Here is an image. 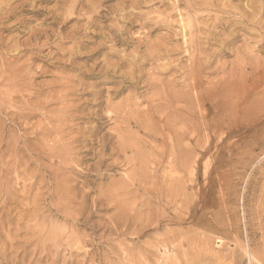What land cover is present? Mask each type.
<instances>
[{
    "label": "rangeland",
    "instance_id": "rangeland-1",
    "mask_svg": "<svg viewBox=\"0 0 264 264\" xmlns=\"http://www.w3.org/2000/svg\"><path fill=\"white\" fill-rule=\"evenodd\" d=\"M30 1L0 0V5L4 4L0 10V19H3L0 28L5 24L24 23L17 31L0 30L1 42L7 39L4 43L12 41L11 44L19 45L22 39L28 38L29 30L51 28L55 37L44 44V49L50 47L60 55L61 51H71L74 47L70 39H64L71 26L78 27L95 15L100 18H95L94 26L75 37L82 46L75 47L73 53L90 56L89 62L75 59L72 67L69 62L67 66L61 62L59 65L56 55L46 62L48 66L52 60L56 63L47 68L51 73L34 80L33 85H44V96L40 99L47 100L48 104L42 105L44 110L29 120V128L21 130L19 127L25 123L9 117L11 110H6L8 115L0 108V264H264V106L260 110L258 106L240 108L231 127L201 128L194 135L192 129H184L185 140L179 142L181 151L194 149L197 141L200 149L188 164L171 169L167 161L169 131L162 128L150 107L156 105L151 97L152 78L170 80L172 73L151 78L150 74L167 57L158 61H143L142 57L160 45V48H172L183 43L180 19L188 11L185 7L194 0H50L44 3L34 0L31 8L19 5V2L30 5ZM75 1L86 3L89 10L86 12L84 8L78 16L79 9L74 7L72 17L79 19L78 23L72 20L65 27L52 26L49 21L44 23L49 12L68 18L67 12ZM220 3L242 16L257 11L258 6L264 8V0H220ZM33 8L45 11L43 16L32 13ZM200 10H190L188 14ZM221 14L217 8L210 12L213 18ZM9 15L13 18L5 22L4 18ZM145 18L155 19L156 23L164 19L167 25L141 29ZM248 25L247 33L240 32L237 41L223 47L228 54H217L211 67L194 80H202L206 86L229 81L233 75L231 68L242 58L244 50L247 49L250 58L260 55L258 46L261 35L264 39V22L262 28L250 22ZM114 35L117 38L110 41ZM118 39L121 42L117 43ZM210 43L209 50L220 49L218 43ZM99 45L104 47L102 52ZM112 49L117 57L110 54ZM20 54L19 50L9 52L10 56L5 58H17ZM118 59L123 64L119 67L121 79L138 81L134 87H126L116 99L110 96L116 88L113 82L121 79L116 76L103 80L83 78L77 71L84 64L95 69L99 66L96 72L103 66L104 70L106 66L112 71ZM169 59H177L183 66L188 63L182 51ZM41 61L36 64H42ZM61 73L68 79H61ZM246 73L254 77L249 69ZM55 74L59 75L58 79L54 78ZM100 80V85L95 84ZM52 83L55 87L47 86ZM92 85L98 86L91 88ZM64 88L68 90L60 91ZM97 91L101 94L92 97ZM243 92L240 91L238 98L233 97L241 107L253 94L250 91L243 96ZM119 104L118 118L113 111ZM137 112L145 113V118L150 120L138 126L141 119L136 118ZM42 114L48 117L44 119ZM56 132L63 134L64 139L53 150L52 143L59 140ZM45 133L49 136H41ZM22 135L27 139H22ZM130 135L133 139H127ZM69 137L78 142L67 145ZM151 140L163 146L158 148L159 157L155 152L151 154L154 148ZM133 145L137 152L131 149ZM52 150L54 153L69 150L71 156L61 161L53 156ZM192 158L199 162L194 165Z\"/></svg>",
    "mask_w": 264,
    "mask_h": 264
},
{
    "label": "bare ground",
    "instance_id": "bare-ground-1",
    "mask_svg": "<svg viewBox=\"0 0 264 264\" xmlns=\"http://www.w3.org/2000/svg\"><path fill=\"white\" fill-rule=\"evenodd\" d=\"M48 1H50V0H37V2H41V3L48 2ZM24 2H22V3L19 2V5H20V7L25 9L27 7L31 8V5L34 4L36 1L31 0L30 5H29V3H24ZM27 2H29V1H27ZM19 5H17V6H19ZM3 7H4V4L0 5V10H2ZM74 7H76V8L78 7V9H79L78 10L79 11L78 16L80 15V12L84 10V8L86 9L85 10L86 12L89 11V10H87V4L86 3H82L81 1H75L71 5L69 11L67 12L68 18H61V16L57 13L49 12V15L44 17L43 21H44V23L49 21L52 26H60V27H65L72 20H75L76 23H78L80 20L79 19L76 20V19H74L75 17L74 18L72 17ZM185 8L188 9V11H190V10L193 11V10L198 9V8H201L202 10H200L198 13L195 12V13H193V15H190V16L188 14V11H186L185 15L183 14L184 16H181L180 22H181V33L183 34L182 35V42L183 43L180 44L179 46H175L172 48L171 47L166 48L165 46L163 48H160L161 45H160V47L157 45L159 48H156V49L154 48L155 50L153 52H150V53L145 52V56L142 57L143 61H158L160 59H165L167 57L165 63L158 64L157 67L155 68V70L153 71V74H150L151 78L156 74H163V73H169V72L172 73L171 74L172 77L170 80H162V79L160 80V79L152 78V80H154V85L151 86L152 87V96L151 97L153 98L154 101H156V105L154 108H152V106L150 105L152 111L158 117V120H159L158 122L162 124V128H166L169 131L168 139L167 138L166 139L168 140L167 141V143H168V160L167 161H169L168 163L170 165L169 166L170 169L175 168V167H179L182 165L185 166L186 164H188L191 161V157L195 155L194 152L200 149V142L197 141L196 145L194 146V149H191V150H189V149L185 150L184 149L183 152L181 151L180 146H179L181 144H179V142L181 143V141H183V139H184V136H185L184 135L185 134L184 129H186L187 131H188V129H192L194 131L193 132V135H194V133L197 134L201 128H203V129L212 128L213 129V128L218 127V126L231 127L233 124V118H234L236 112L240 108L241 109H245V108L253 109L255 106H258L259 110H260L264 106V57H263L264 39H263L262 35L260 36L259 46H258L259 47L258 51H259L260 55L259 56L255 55L253 58H250V54H248L247 49L244 50L242 58L240 60H237L231 68V73L233 74L231 77H229V79H231V80H229V81L223 80L221 82H215L214 85H208V86H206L205 85L206 83L203 82L202 80H199V81L194 80L195 76L199 75L202 71L209 69L211 67L213 60L215 59V56H217V54H221V53H224L225 55L228 54L225 50H223V47L226 45H231L232 43L237 41L241 36L240 32L247 33L249 22L252 24L253 23L256 24V26L258 28H262L263 22H264V10H263L264 8L261 7L259 9V6H258L257 11L252 12V14L250 13L247 16H242L239 14L236 15L235 12L227 10L226 5L221 4L220 0H209V1H202V2L201 1L197 2L194 0V2H192L190 5L186 6ZM215 8L220 10L222 12V14L220 16H216V18H213L210 15V12H211V10H213ZM119 10H121V9H119ZM11 11H13V10H11ZM112 11H113V8H112ZM117 11L118 10L116 9V11H114V13ZM28 12L31 13L32 10L28 11ZM42 12H45V11H42L40 9L35 11V9L33 8L32 13H34L36 15L43 16ZM0 13H1V11H0ZM95 16L89 17L83 24H81L78 27H75V26L70 27V31L68 32V35H70V36L67 35L64 39H70V41L73 42L72 44L74 45V47L73 48L71 47V49H70L71 51H67V52H63L57 48V50L59 52L61 51V53H62L60 55H58L57 51L52 52L50 47H46L47 49H44L46 43L50 39L55 37V32L52 31L51 28L41 29L40 27H37V29L29 30L28 32L30 34H29L28 38L25 40L22 39L21 43L18 40V42L20 43L19 45H17L16 43L11 44L12 41L10 42V44L4 43L7 41L6 38H5L6 41H4V42L0 41V108L1 109L3 108L5 111L11 110L12 111V112H10V113H12V114H10L11 116L8 113L9 111L8 112L6 111L9 115V117H12V119L16 120V122H19V120H22V122L25 123V125L22 127H19L21 125H18V127L21 128V130H26L25 127H28V124L30 123L29 120L31 118H33L37 112H41L42 110H44V107H45L44 105L48 104L47 100L45 101V99L44 100L40 99L41 96H44L42 93V92H44V89H43L44 85L41 87H38L37 85H33L35 79H39L40 77H44L45 75L51 73L47 68L53 67L56 64L55 62H53L54 60H52L51 66L46 65V62L49 61L50 59H55L56 55L59 56L57 58V60L55 59L57 64L61 65V63H64L63 64L64 66H67L69 64L70 67H72L71 66L72 61L75 59L85 61V62H89L91 60V57L86 55V54H74L73 49L77 46H79V47L82 46L81 41L79 39L76 40L75 37L80 32H82L85 29L90 28V27L95 25V23H94L95 18L96 19L100 18L99 15H95ZM135 17H136V15H135ZM138 17L140 18V15H138ZM217 17H219V18H217ZM11 18H13V16L11 17V15H9L7 18H4L5 22L9 21ZM141 19H142V16H141ZM0 20H3V19H0ZM59 20H60V22H59ZM131 20H133V19H131ZM154 21H155V19L145 18V19H143V23H141L140 28L145 29L146 27H149L150 25L155 26L157 24H159L160 26H163V25L166 26L167 25V23L164 19L160 23H156L157 21H155V22ZM129 22H131V21H129ZM21 23L24 24L23 21L16 24L15 26H10L7 24H5L6 26H4L3 25L4 23H2L3 27L0 28V30H4L7 32L17 31L19 29V25H21ZM23 26H25V25H23ZM192 28H194V29L192 30ZM84 33H86V32H84ZM23 34H24V32H23ZM107 35H108V33H107ZM173 36H172V38H173ZM168 37H170V36H168ZM168 37H167V39H168ZM16 38H18V37H16ZM110 38H111L110 41H112V38L116 39L117 36L114 35V36H111ZM185 38H187V39H185ZM41 39H45V41L44 42L40 41ZM14 42H16V41H14ZM39 42H42L43 44L41 43L42 45H40ZM104 42H105V40H104ZM119 42H121V41L118 39L117 43H119ZM210 42L218 43V45H219L218 47L220 49L218 51L209 50L208 46L211 44ZM102 46L99 45V47H102ZM56 47H55V49H56ZM150 47L152 48L153 46H150ZM103 48L104 47L100 48L99 50H101V52H102ZM17 50H19L20 53H22V54H20V56H18L17 58H12V59H9L10 57L5 58L6 56L9 55V52H14V51L16 52ZM45 50H49V51L45 52ZM180 50L186 55V58L188 60V63L185 66H183L181 64V62L177 59H173V60L169 59V57H173V56L179 54L181 52ZM44 52H45V54H44ZM90 52H92V50ZM88 53H89V51H88ZM97 53H99V52H97ZM110 54L114 57H117L116 51L114 49H112L110 51ZM67 56H68L67 60H64V59H66ZM41 59L43 60V61H41L42 64L37 63L38 64L37 65L36 62L40 61ZM21 60H23V61H21ZM92 62H93V60H92ZM66 63H68V64H66ZM116 63L117 64L115 66L113 65L114 67H113L112 71H109L108 68L106 69V66H105V70H104L103 69L104 66L102 65L103 70L102 69L101 70L105 71V72H102L101 70L96 72V69L99 66L95 69L93 67V65L89 67V66H86V64H84L83 66H80V68H82V70H80V68H79L77 71L79 72V74L83 78H91V79H99L100 78L103 80V79H113L114 78L113 76H116L117 78L121 79V77H123V76H121L122 72H119L120 71L119 67L121 68L123 64L119 63V59L117 60ZM92 64H94V62ZM102 64H104V63H102ZM133 64H137V63L134 62ZM105 65H107V64L105 63ZM116 69L118 70V72L115 71ZM248 69L250 70V72L251 71L253 72V76H254L253 78L249 77V75H247L246 71ZM233 71H236V72L233 73ZM119 73H121V74H119ZM59 75H60L61 79H68V77L64 73H61ZM59 75H56V77L54 76V78L58 79ZM138 78H140V77L137 76V79ZM176 78H178V79L175 80ZM102 80H100L99 82H97L95 84L100 85ZM137 81L138 80H135V81L130 80L129 82H125V80H122V81L118 80L117 82H113L116 88L114 89V91L112 92V94L110 96L113 99L118 98L119 94L122 93L126 87H129V86L134 87L136 85ZM55 84H56V82H55ZM35 86H36V88H35ZM47 86L55 87L53 85V83L49 84ZM97 86L92 85L91 88H95ZM45 87H46V85H45ZM257 87H260V88L257 89ZM149 89L150 88H148L147 91ZM66 90H68V88L60 89V91H64V92H66ZM242 90H244L243 96L245 94H249L250 91H252L253 94L246 99V101H245L246 103H244L241 107V105H238L239 104L238 101L233 100L234 99L233 97L238 98V94ZM99 93L100 92L97 91L96 93L93 92L91 95H92V97H95V95L99 94ZM91 101H93V100H91ZM93 103H95V102L93 101ZM120 104L117 107H115L114 111H113L114 114L118 118L120 117V112H121ZM42 105L44 107H41ZM62 106H65V105H62ZM135 114H136L137 119H139V120L141 119L140 124H138V126L143 125L145 120H147V121L150 120L149 118H145L146 115L143 112H140V113L137 112ZM211 114H212V118L208 119V116ZM261 114H263V110H262ZM5 116H7V115H5ZM42 116L44 117L47 115L42 114ZM61 116H63V115H61ZM50 117H52V116H50ZM50 117L48 119H50ZM259 117H260V115H258L256 117V120ZM62 118H64V117H61V120H63ZM44 119H45V117H44ZM61 120H60V122H61ZM49 121H51V120H49ZM11 122H12V120H11ZM65 123H66V121H65ZM71 123L72 122H70V124ZM153 124H155V123H153ZM67 128H69V126ZM52 130H53V128H52ZM55 130H58V132L60 131L59 128L58 129L56 128ZM50 131H51V128H50ZM61 131H64V130L62 129ZM66 131H67V129H66ZM58 132H56V135L57 134L59 135L58 136L59 140L57 142V139H56V142H57L56 143V142H54V139L53 140L51 139L52 142H54V143H52L51 147L49 146L50 149L54 150L57 147L58 143H60V141H62L64 139L63 134L61 135ZM121 132H122V130H121ZM69 133H67V134H69ZM50 134H51V132H50ZM53 134L55 135V133H53ZM35 135H34V137H37ZM47 135L45 133V134H42L41 136L45 137ZM25 136L22 135V137H23L22 139H24ZM43 137H41V138H43ZM166 137H167V135H166ZM190 137H192V136H190ZM38 138H40V137H38ZM48 138H50V137H48ZM81 138H82V136H81ZM127 139H133V137L130 135ZM51 140H49V141H51ZM108 140H109V138H108ZM67 141H68L67 145L69 144V145L73 146V144H75L73 142H75L76 139L72 141V139H70V137H69V139H67ZM151 141H152V144L154 147L151 154H153V152H155L156 154L159 153L160 150H158V148L163 147V146L161 144L159 146L156 145L157 143L154 142V140H151ZM17 142H18V140H17ZM76 142H78V140ZM118 144H119V142H118ZM123 144H125V143H123ZM134 144H136V143H134ZM60 146H61V144H60ZM119 147H120V145H119ZM135 147L136 146L133 145L131 147V149L134 148L135 152H137ZM47 149H48V147H47ZM50 149L47 151H50ZM66 149H68V148H66ZM57 151H59V150H57ZM60 151H62V150H60ZM68 151L69 150L58 152V153H54V151H53L52 154H53V156L55 155V158L57 157L61 161L64 159L68 160L71 156V155H69L70 151L69 152ZM120 151H122V150H120ZM198 155H199V153H198ZM157 156L159 157V154H157ZM194 158H192V159H193V164L195 165L199 162V160L194 159ZM197 158H198V156H197ZM160 159H162V158H160ZM165 182H167V181H165ZM57 184H59V183H57ZM59 185H61V184H59ZM60 187H62V185ZM60 187H57V188H60ZM261 190H263V189H261ZM62 193H64V192H62ZM167 194H168V195H166L167 197L170 196L169 192ZM166 196H163L164 200H165L164 197H166ZM166 202H167V200H166ZM164 204H166V203H164ZM258 207H260V206H258ZM55 234H56V232H55ZM252 258L254 259V257H252ZM255 260H258V259L255 258Z\"/></svg>",
    "mask_w": 264,
    "mask_h": 264
}]
</instances>
